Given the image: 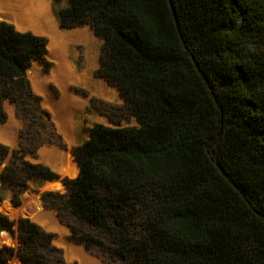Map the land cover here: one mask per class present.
<instances>
[{"label": "trees", "instance_id": "obj_1", "mask_svg": "<svg viewBox=\"0 0 264 264\" xmlns=\"http://www.w3.org/2000/svg\"><path fill=\"white\" fill-rule=\"evenodd\" d=\"M56 17L102 38L96 74L139 123L94 124L66 192L42 194L68 239L120 264H264V0H67ZM46 44L0 21V123L5 100L22 121L18 148L0 143L14 205L28 179L57 176L25 159L57 142L26 75ZM15 225L0 264H66L55 234L0 213V230Z\"/></svg>", "mask_w": 264, "mask_h": 264}, {"label": "rangeland", "instance_id": "obj_2", "mask_svg": "<svg viewBox=\"0 0 264 264\" xmlns=\"http://www.w3.org/2000/svg\"><path fill=\"white\" fill-rule=\"evenodd\" d=\"M1 1V0H0ZM67 3V0H49V11L50 16L56 23L59 28L62 29H80L82 30V37L79 42L66 44L64 46V54L68 61H70L72 66L76 69V71H85L84 82L81 83H74L71 82L69 84V89L74 96V99H80L84 101V105L76 106L74 109L72 120H73V135H74V142L73 144H68L67 136L65 133V129L56 126L53 118V113L45 106L41 104V97L38 93L34 91V93L39 97L40 104L43 108L48 110L50 114V121L53 124L57 142L55 143H45V144H58L59 146L48 147L45 146L46 152L44 154H49L51 151L60 150L62 153H68L70 159V169L67 173L61 175L67 178H73L78 171V167L76 162L74 161V156L72 154L73 148L77 145L82 144L90 137V129L96 123H101L110 127H127V126H138L139 123L135 116L129 114L126 110L124 99L122 98L120 91L117 87L110 85L106 79L96 74V70L99 66L100 61V54L102 50L103 40L100 38L94 31V29L89 25L85 24L82 26H74V27H62L58 19L56 17V12L59 7L64 6ZM1 6V2H0ZM1 10V9H0ZM1 15V14H0ZM3 21V20H0ZM79 27V28H78ZM46 38V36H45ZM47 40V38H46ZM92 46V47H90ZM47 48V44H46ZM67 51V52H66ZM36 64L39 67V72L41 73L42 77L45 76V85L44 87L50 93V96L54 95L57 97V100L62 97V90L53 82L49 80L50 73L52 67L54 65L53 60L49 59L45 55V60H36L31 64ZM30 85L31 81L27 77ZM86 80V81H85ZM103 80V81H102ZM103 83V84H102ZM102 84V85H101ZM99 85V86H98ZM104 87V88H103ZM32 88V87H31ZM101 88V89H100ZM105 89V90H104ZM33 90V89H32ZM108 90V91H107ZM111 90V91H110ZM13 106V113L10 112L9 114L6 112V105ZM62 110V106H58ZM3 109L6 114V120L3 123H0V143L6 145L9 150L18 148L19 137L18 133L20 128L22 127V121L17 114L15 104L10 102L9 100H5L3 102ZM79 109V110H77ZM9 118V120H8ZM102 118V120H101ZM8 122L6 123V121ZM62 131V134L59 131ZM44 145V144H42ZM41 145V146H42ZM39 146L33 154H27L25 159L31 163H39L49 167L53 172L54 170L48 166L46 163L41 161V157L36 155L37 150L41 147ZM43 148V147H42ZM41 154V150H40ZM35 156V157H32ZM10 162V156L8 155L2 162L0 166V172ZM44 180L30 178L26 181V188L19 194L20 204L14 206L12 203V196L14 194V190L7 185H2L0 181V201H9L14 207H19L23 203V196L25 194H36L39 195L40 205L41 208L46 212L50 213L52 219L55 223L61 227H65L66 232L61 235L58 232L50 231L48 229H44L40 224L33 221L30 217L26 216H17L13 213H5L0 210L1 214H5L9 217V219L17 221L20 217L22 218H29L31 221L37 223L42 229L47 232H51L55 234L54 239H62L66 243L72 244L74 247H79L81 250L90 257L91 261L85 262V264H120L119 260L111 258L107 255V253H103L102 251H92L88 250L84 247L83 244H78L68 239L70 234V229L67 224L62 222L57 215V211L54 208L47 207L44 202L42 201V194L45 192H58V193H65L66 190L63 189L59 180H54V182L49 183V186L46 188L43 187ZM59 187L54 190H47L51 187L57 186ZM11 216V217H10ZM15 232L12 234L16 237L17 240V226H14ZM54 239L52 243L55 247L61 250L62 258L66 264H70L76 262L80 264L79 260L73 258L72 260H68L65 256V250L54 243ZM18 241L16 244L9 245V247L17 248ZM84 249V250H83ZM84 260V259H83ZM19 264L18 258L16 255H13L10 264Z\"/></svg>", "mask_w": 264, "mask_h": 264}, {"label": "bare ground", "instance_id": "obj_3", "mask_svg": "<svg viewBox=\"0 0 264 264\" xmlns=\"http://www.w3.org/2000/svg\"><path fill=\"white\" fill-rule=\"evenodd\" d=\"M0 2V20L13 24L19 31H31L35 34L46 36L47 51L45 55L53 60L54 63L49 80L62 90V97L57 100L54 95L50 96L49 91L44 87L45 76L42 77L38 65L32 64L30 68L28 67L27 77L31 81L32 89L40 95L41 104L53 113V120L56 126L65 129L68 144H73V108L78 105H84V101L79 98L74 99V93L70 91L69 84L71 82L76 84L84 82L85 71H76L64 54V46L79 42L82 37V30L59 28L50 16L49 0H1ZM34 62L36 60H33ZM58 106H62V110ZM44 149L45 147L41 148L40 154L42 162L46 163L54 171L60 172L61 175L69 171L70 159L68 153H62L56 149L54 152L51 151L49 154H44L46 152ZM52 182L54 180L47 182L44 188ZM0 210L17 216L27 215L44 229L58 232L61 235L66 232L65 227L57 225L50 213L41 208L39 195L25 194L23 203L19 207H14L9 201L5 200L1 202ZM54 243L65 250V256L68 260L76 258L80 264L91 261L90 257L81 248L74 247L69 242L65 243L61 238L54 239Z\"/></svg>", "mask_w": 264, "mask_h": 264}, {"label": "water", "instance_id": "obj_4", "mask_svg": "<svg viewBox=\"0 0 264 264\" xmlns=\"http://www.w3.org/2000/svg\"><path fill=\"white\" fill-rule=\"evenodd\" d=\"M169 2H170V4H171V0H169ZM172 9H173V7H172ZM197 66V68H198V65H196ZM26 75H28V72H27V70H26ZM45 146H48V147H53V146H59L58 144H44V145H42L38 150H37V152H36V155L37 156H39L40 157V150H41V148L42 147H45ZM72 154H73V152H72ZM74 156V155H73ZM32 157H35V156H32ZM76 165H77V163H76ZM0 166H1V163H0ZM77 167H78V165H77ZM78 170H79V168H78ZM223 173H224V171L222 170V169H220ZM55 173H56V177H54V178H52V179H47V180H44V185H43V187H45V184L47 183V182H49V181H52V180H59V182H60V184H61V186L63 187V189H65L66 190V188H65V184H64V180L65 179H67V177H63V176H61V174H60V172H57V171H54ZM77 174H78V171H77ZM76 174V175H77ZM76 175L74 176V177H76ZM224 175L225 176H227L225 173H224ZM73 177V178H74ZM71 179V178H70ZM0 204H1V201H0ZM13 205H14V203H12ZM14 206H16V205H14ZM16 237H14L13 235H12V233H11V231L10 230H0V247H2V246H9V245H14V244H16Z\"/></svg>", "mask_w": 264, "mask_h": 264}]
</instances>
